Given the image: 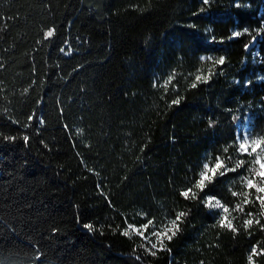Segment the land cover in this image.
<instances>
[{
	"label": "trees",
	"instance_id": "obj_1",
	"mask_svg": "<svg viewBox=\"0 0 264 264\" xmlns=\"http://www.w3.org/2000/svg\"><path fill=\"white\" fill-rule=\"evenodd\" d=\"M263 108L264 0H0V264H264Z\"/></svg>",
	"mask_w": 264,
	"mask_h": 264
},
{
	"label": "snow or ice",
	"instance_id": "obj_2",
	"mask_svg": "<svg viewBox=\"0 0 264 264\" xmlns=\"http://www.w3.org/2000/svg\"><path fill=\"white\" fill-rule=\"evenodd\" d=\"M204 3H208L209 0H203ZM46 37H51L53 35V31H48L46 34ZM234 36H239L241 35V33L236 32L233 34ZM63 51V49H62ZM217 64L223 65L224 64V58L223 57H219L216 60ZM211 75V72H209V76ZM208 77H201V76H196V81L200 82L203 80V82H207ZM192 87H196V83L192 84ZM173 103H179V100H175L173 101ZM31 119V117L29 118ZM40 123H43V121L41 120ZM14 139V138H11ZM24 140L27 141L28 137L24 136ZM261 143H264V140H255L253 141V147H252V151L255 152L256 148L259 147V145ZM239 149L243 150V151H247V138H245V140L243 142L239 143ZM219 159V158H218ZM240 163H243V161H241ZM255 164L259 165L260 170L255 172L256 176L261 177L262 180H264V154H257V157L254 161ZM223 167V165L221 163H217L216 164V168H221ZM216 168L211 169V171L213 172V174H215ZM209 167L207 164L204 165V170L200 173V179L197 181L195 187L203 189L205 186V182L209 181L211 179V177L208 176V171H209ZM230 171H234L235 169H229ZM224 173L221 172V175H223ZM242 179H246L243 178ZM247 186L249 188L252 187H256V191L260 192V193H264V187H258L256 186L252 180L247 179L246 180ZM191 192V189L183 191L181 194L185 197V198H189V194ZM233 195H236V193H233ZM257 199L260 200L261 206L264 207V197H257ZM247 202V201H246ZM225 212L228 211L227 208L224 209ZM187 213L185 212H179L176 214L175 218L170 220L168 222L167 225L163 226V228L159 231H155L153 233V235H155L157 237V243H153L151 245L150 249H145L148 254L155 256L156 255V251H160V250H164L165 248V244H164V240L167 239L168 241H171V239L176 235L177 232L180 231V223H182V217H184ZM251 215V214H249ZM227 219V217H223L220 221H218V223L220 224V227H227L229 229H231L232 231H236L235 228H233V226L231 225V223H225L224 221ZM253 223V220L249 219L245 221V226H250ZM257 224H259V220L256 221ZM86 228H88L89 230H93V225L91 224H86L85 225ZM262 228H264V225L261 226ZM170 233V234H169ZM123 235H128V232L125 231L122 233ZM159 245V247H158ZM153 249H155L156 251H153ZM257 254V249L254 246L251 250V255H249L248 259L250 261H252V256ZM260 254H264V252H261Z\"/></svg>",
	"mask_w": 264,
	"mask_h": 264
},
{
	"label": "rangeland",
	"instance_id": "obj_3",
	"mask_svg": "<svg viewBox=\"0 0 264 264\" xmlns=\"http://www.w3.org/2000/svg\"><path fill=\"white\" fill-rule=\"evenodd\" d=\"M253 45H254V42L251 43L247 47V49H250ZM253 60L255 62L259 61L260 60L259 56L257 54L256 55L253 54ZM263 110H264V108H263ZM253 112L254 111L251 110V109L247 110L245 112V115H244L243 119L240 122L237 123V143H238V149H239V143L243 142L245 140V138H247V151L245 152V151L240 150V149H239V151L241 153L250 155L251 157H253V159L255 161V159L257 157V154H264V143H261L259 145V147L256 148V151L253 152L252 151V147L254 146L253 145V141H255V140H264V135L259 136V135L255 134L253 132V128H252L253 127V116H255V114ZM263 114H264V111H263ZM257 167H258V171H259L260 170L259 165H257ZM245 178L246 179H243L242 181H244V186L246 187V189L247 188L249 189V187L247 186L246 180L247 179L251 180V178L250 177H245ZM216 206L219 207L222 212H225L224 211L225 208L220 207L219 204H217ZM155 238H156L155 241H157V237L156 236H155ZM153 243H155V242H151L150 241V245H152ZM251 264H255V263H251Z\"/></svg>",
	"mask_w": 264,
	"mask_h": 264
}]
</instances>
